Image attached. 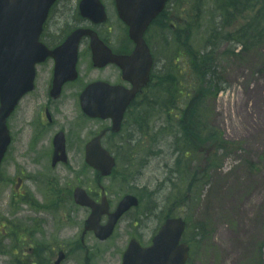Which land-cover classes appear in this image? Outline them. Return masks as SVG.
I'll list each match as a JSON object with an SVG mask.
<instances>
[{
  "label": "rangeland",
  "instance_id": "obj_1",
  "mask_svg": "<svg viewBox=\"0 0 264 264\" xmlns=\"http://www.w3.org/2000/svg\"><path fill=\"white\" fill-rule=\"evenodd\" d=\"M76 1L63 0L53 13V22H58L60 36L76 21ZM107 1L110 4L109 21L100 30L106 33L111 28L110 34L117 40L123 34V29L116 20L111 0ZM199 1L204 0H175L172 13L176 12L178 5L179 11H182ZM253 1L256 2L255 13L259 7L257 0ZM68 6H71L69 10ZM212 8L213 16H222L216 2ZM252 16L251 12L242 14L241 21L249 20ZM203 30L194 32L198 41L202 38ZM246 52L240 56H229L227 53L220 61L229 88L211 102L209 110L216 127L228 140L241 144L242 150L224 158L223 166L212 173L201 201L189 210L192 223L206 221L210 232L203 241L199 239V243H196L191 264H264V44L251 46ZM72 118L78 117L72 113ZM151 121L153 130L161 125L163 109L159 106L153 108ZM21 137L17 142L18 147L22 142L20 148L13 149L10 159L3 165L5 178L0 186V264H30L37 261L34 250L30 249L25 223L38 216L49 218L47 226L53 231L54 238H68L65 247L73 249V252L65 264H84V256H90L91 264H120L121 248L111 254L114 247L111 241L102 242L90 235L86 238L89 249H81L80 230L87 211L70 200V188L76 184L91 185L95 176L84 165L81 149L77 153L73 148L75 139L69 136L70 157L73 159L71 165L68 169L60 167L52 171L56 175L55 189L52 185L36 181L45 155L35 149L29 150L25 134ZM37 156L39 163L35 164ZM248 159L257 168L250 167L246 163ZM163 172L162 160L153 159L142 179L138 178V183L131 182L127 187L109 182L110 179L105 183L111 188V196L134 188L142 194V184L148 183L153 186V199L163 202L168 192L159 187ZM67 184L68 198L63 196ZM42 203L44 208L38 212ZM171 207L168 203L164 204L165 210ZM156 221L150 218L148 223L153 227ZM38 224L41 223H34L35 226ZM128 228L126 226L122 239L126 237ZM144 231H148V228ZM189 237H192V231Z\"/></svg>",
  "mask_w": 264,
  "mask_h": 264
},
{
  "label": "water",
  "instance_id": "obj_2",
  "mask_svg": "<svg viewBox=\"0 0 264 264\" xmlns=\"http://www.w3.org/2000/svg\"><path fill=\"white\" fill-rule=\"evenodd\" d=\"M54 1L11 0L20 17H5L0 20V164L10 141L6 127L7 117L22 94L32 87L33 74L26 67L31 66L35 61V59H25L22 65H9L5 64L3 58H14L20 45H24L25 42L36 43L48 10ZM166 1H121L120 15L130 25V32L137 42V49L127 58L117 56L106 59L119 64L132 79L136 78L135 91L147 83L153 63L152 56L147 53V45L142 39L143 31L151 19L163 9ZM82 9L95 21H97L95 18L105 19L104 9L99 0H83ZM12 60L16 61V59ZM183 227V223L175 224L174 221L170 225L167 224L150 249L141 250L136 245H131L124 264H183L187 257V247L178 245ZM110 232L111 230L105 236Z\"/></svg>",
  "mask_w": 264,
  "mask_h": 264
},
{
  "label": "trees",
  "instance_id": "obj_3",
  "mask_svg": "<svg viewBox=\"0 0 264 264\" xmlns=\"http://www.w3.org/2000/svg\"><path fill=\"white\" fill-rule=\"evenodd\" d=\"M202 71V70H201ZM186 72V69H184V73ZM167 78H169L172 81V91L177 92L178 94L181 95L182 100L187 101L188 102V96L190 95L191 92H194L195 90V85H196V81H192L190 83V86L187 88V91L184 92L183 91V86L179 85L182 84L183 81L179 78V76H181V73L179 71V66L177 65V63L175 61H171L169 64V69L168 72L166 74ZM176 77H178V80L175 79ZM203 92V90H201ZM196 94L195 93L193 95L189 96V105L190 108L192 109V111L197 109V98H196ZM201 97V95L199 96V98ZM198 98V100H199ZM187 112V109H185V113ZM184 127H183V132L182 135L178 137L179 144H180V150H182L183 152V156L182 159L184 161H187L188 163L192 160L193 158V146H194V142L197 141L200 137V135L198 133H194L192 134V137L189 135V130L190 129L188 126L185 125V122H182ZM202 132V130H201ZM215 143H219L221 141L219 136H215L213 138ZM208 159V158H207ZM179 166H181V160L178 163Z\"/></svg>",
  "mask_w": 264,
  "mask_h": 264
},
{
  "label": "flooded vegetation",
  "instance_id": "obj_4",
  "mask_svg": "<svg viewBox=\"0 0 264 264\" xmlns=\"http://www.w3.org/2000/svg\"><path fill=\"white\" fill-rule=\"evenodd\" d=\"M60 98L66 104V110L64 112H60L52 103L42 104L39 98L37 106L34 107L36 109L34 114L32 115L29 109L26 108L24 110V116L27 119L29 117L34 118L30 126H34L36 130L50 134L63 130L66 133V152L68 153V92L65 95H61ZM52 122L54 124H51Z\"/></svg>",
  "mask_w": 264,
  "mask_h": 264
}]
</instances>
